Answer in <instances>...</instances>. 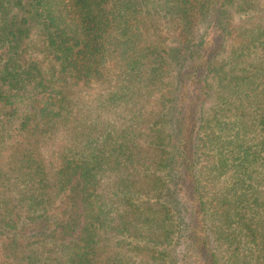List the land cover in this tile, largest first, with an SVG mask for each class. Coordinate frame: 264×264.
Here are the masks:
<instances>
[{
	"label": "trees",
	"instance_id": "1",
	"mask_svg": "<svg viewBox=\"0 0 264 264\" xmlns=\"http://www.w3.org/2000/svg\"><path fill=\"white\" fill-rule=\"evenodd\" d=\"M0 264H264V0H0Z\"/></svg>",
	"mask_w": 264,
	"mask_h": 264
}]
</instances>
